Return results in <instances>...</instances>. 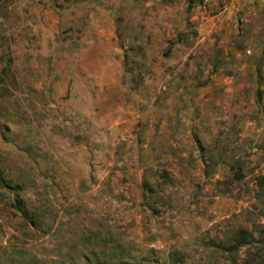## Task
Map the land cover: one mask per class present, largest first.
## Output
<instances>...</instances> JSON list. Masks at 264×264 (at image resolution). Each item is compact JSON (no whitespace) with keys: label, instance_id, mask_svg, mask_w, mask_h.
Instances as JSON below:
<instances>
[{"label":"rangeland","instance_id":"obj_1","mask_svg":"<svg viewBox=\"0 0 264 264\" xmlns=\"http://www.w3.org/2000/svg\"><path fill=\"white\" fill-rule=\"evenodd\" d=\"M0 175V264H264V0H0Z\"/></svg>","mask_w":264,"mask_h":264},{"label":"trees","instance_id":"obj_2","mask_svg":"<svg viewBox=\"0 0 264 264\" xmlns=\"http://www.w3.org/2000/svg\"><path fill=\"white\" fill-rule=\"evenodd\" d=\"M0 181H1V175H0ZM21 203V202H20ZM19 210L20 211H22L23 212V214L25 213V210H24V208L22 207V206H20V204H19ZM25 216H26V214H24ZM245 237H246V235L244 234L242 237H241V239H245ZM241 243H243V242H241Z\"/></svg>","mask_w":264,"mask_h":264}]
</instances>
